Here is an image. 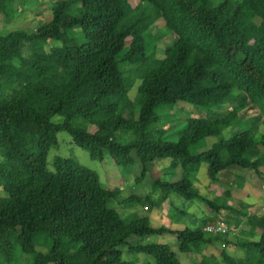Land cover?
<instances>
[{
    "label": "trees",
    "instance_id": "trees-1",
    "mask_svg": "<svg viewBox=\"0 0 264 264\" xmlns=\"http://www.w3.org/2000/svg\"><path fill=\"white\" fill-rule=\"evenodd\" d=\"M15 1L0 0L4 22L12 21ZM51 11L50 21L32 33L0 35V255L5 261L12 260L5 237L11 232L20 252L28 255L27 264H136L122 260L124 249L150 257L153 264H182L175 262L169 245L147 242L163 236L176 240L180 254L199 258L191 264H264V217L219 204L195 184L203 164L212 183L231 168L252 180V174L263 175L264 0L217 5L212 0H140L134 8L128 0H64ZM163 26L174 43L150 65L165 38ZM47 34L60 47L46 51L42 38ZM133 89L138 100L130 98ZM183 102L229 112L187 119L173 143L165 140L172 131L157 127ZM242 114L255 118L256 131L241 126V132L222 138L237 122L253 124ZM55 116L62 118L60 124L52 122ZM174 121L168 118L166 124ZM88 126L96 132L89 133ZM60 132L91 160L108 154L120 168L139 161L137 183L155 160L171 157L168 170L175 176L179 167L177 180H158V199L129 201L150 210L176 196L190 203L176 210L179 218L193 213L206 226L224 221L238 230L211 234L222 243L215 249L207 232L155 228L148 217L122 219L108 208L118 190L103 189L95 172L60 157L48 170L47 155ZM121 133L135 139L123 143L117 139ZM209 139L217 141L208 150L190 151ZM254 230L260 232L257 240H252ZM131 238L142 242L130 243ZM230 247L239 250L237 257Z\"/></svg>",
    "mask_w": 264,
    "mask_h": 264
},
{
    "label": "rangeland",
    "instance_id": "rangeland-1",
    "mask_svg": "<svg viewBox=\"0 0 264 264\" xmlns=\"http://www.w3.org/2000/svg\"><path fill=\"white\" fill-rule=\"evenodd\" d=\"M62 1L64 0H16L14 4L15 9L12 11L13 19L11 22H4L2 20V16L0 15V35H5L9 32L17 30H25L27 32L32 33L37 27L42 26L50 21L52 15V8L57 3H60ZM128 1L132 8L136 7L140 3V0ZM212 1L215 5H217L222 0ZM145 9L151 14H153V10L150 7H145ZM162 30H164L165 38H163V40L158 44L156 53L150 57V65L158 63L163 58L165 50L171 47L174 43L173 37L169 33H167L166 28L164 26L162 27ZM42 45L46 51L50 50L51 48L60 47V43L53 40V38L48 34L42 38ZM135 91L136 89H133L131 91L130 98L138 100L139 97L137 96V94H135ZM228 112L229 111L221 109L201 108L189 104L187 102H183L168 110L167 114L161 117V120L158 123L157 130L166 129L168 132L172 131L166 136L165 140L174 143L178 141L181 126L184 125L187 119L201 117L207 118L213 116H220L223 114L226 115ZM249 116H247L246 114H242L241 117L244 118L245 121L252 120L253 124L249 122L245 124L242 121L237 122L235 126L224 130L222 132L221 137L227 139L241 132L242 128L244 129V127H247L249 132L254 133L256 131V121L254 117L250 118L251 116ZM168 118H175L176 121L170 124H166ZM61 121L62 118L60 116H55L52 118V122L54 124H60ZM178 127L180 128L179 131L176 130V128ZM87 130L91 134L96 132V129L90 126L87 127ZM260 131L263 132L264 129H261ZM117 139L123 143H130L135 138L131 133H121L117 135ZM216 141V139H209L203 146L192 147L190 151L193 153H201L203 151L208 150L213 144L216 143ZM56 157L76 160L81 166L97 174L99 183L103 189L112 191L118 190V195H116V199L108 204V208L115 211L122 219L125 220H134L147 217L149 218L150 212L154 209H146L141 204L129 201V199H131L132 197H137L143 200L147 198L151 200L158 199V197L156 196H161V192L159 189H155V183L158 180L162 182L173 181V176L170 173V169L168 170L172 161L171 157L163 156L161 158H158L157 161L153 163L151 171L146 175L144 180L140 183H137V180L139 179L141 174V164L139 161H136L132 167L120 168L113 163L108 154L104 155V159L102 161L91 160L89 157V153L86 150L75 146L72 142L71 137L65 132H60L57 134V146L51 148L48 152V170H53V161ZM179 171L180 169L177 168V172ZM262 171L263 175L261 178L251 173L253 176L252 180L251 178H248L249 173H245L244 171L238 168H231L219 174L220 181L218 183H210L211 181L209 180L207 181L208 185L204 183L206 187H203L201 183L203 181H206L209 177L208 167L206 164H203L196 175V182H201L198 183V186L201 191L204 192L203 194H205L207 198L216 199L219 204L228 203L234 208L242 210L244 209L245 214L256 213L258 216L264 217V169ZM174 172L176 174V171ZM238 176H240V178ZM233 183L234 185H232ZM238 187H240L242 191L237 190ZM253 187L254 189L251 190L248 196L243 195L246 194V192L252 189ZM225 192H232V197L226 199L224 197ZM124 201H126V203H123ZM169 201L170 203L166 202L164 204V207H162L161 211H157L159 207L155 208L156 212H158L153 213L152 216L153 220H157V223H153V226L155 228H159L162 226L169 228V221H177L179 218L176 210L186 209L188 208V206H190L189 202L184 201L176 196H171L169 198ZM253 202L256 204L251 205ZM197 204L200 207L201 211L208 215L207 208L200 203ZM162 211L166 215L169 213V217L167 216V219L165 218L166 216L163 214ZM189 216L192 218L195 217L193 216V213H191V215ZM162 218L163 222L159 224L158 222H160ZM190 220L191 221H188L187 223L188 226L192 224V219ZM203 222L205 224V221ZM199 226L201 228L204 225L203 223H201ZM242 230H245V228L243 227ZM210 236L211 234L206 235L207 238H211V240L213 241L212 247L215 249L221 248V241L212 239L213 237ZM5 237L11 247L12 260L10 263H7L3 256L0 255V264H27L28 255L22 254L20 252L19 246L15 241L13 234L11 232H6ZM129 242L136 244L142 241L137 238H131ZM147 242L169 245L171 247L172 252L175 254V262H180L182 264H191L192 260H195V262H198L199 260V258L191 255L180 254L176 247V240L170 236L151 237ZM228 252L232 255H237L238 249L230 247L228 248ZM216 258L218 261L221 260L220 256H217ZM122 260L128 263L132 262L136 264H153V260L150 257L129 253L125 249L122 253Z\"/></svg>",
    "mask_w": 264,
    "mask_h": 264
},
{
    "label": "crops",
    "instance_id": "crops-1",
    "mask_svg": "<svg viewBox=\"0 0 264 264\" xmlns=\"http://www.w3.org/2000/svg\"><path fill=\"white\" fill-rule=\"evenodd\" d=\"M157 160H155L154 162H156ZM177 168H179V167H176L175 168V171H176V174H175V176H173V181H176L177 180V178H178V176H179V174H180V171L179 172H177ZM220 179V178H219ZM210 179H209V177H208V179L206 180V181H203L202 183L201 182H195V184L197 185V188L201 191V189L199 188V186H198V183H201L202 185H203V187H206L205 185H204V183L205 184H207V181H209ZM211 181V180H210ZM210 183H212V182H210ZM208 185V184H207ZM254 189V187L251 189V190H253ZM251 190H250V192H251ZM249 192V193H250ZM243 195H245L246 196V194H243ZM154 196H156V195H154ZM156 197H160V196H156ZM171 197V196H170ZM169 197V198H170ZM169 198L157 209V211L158 210H162V207H164V204L166 203V202H169L170 203V201H169ZM254 204H256V203H252L251 205H254ZM161 208V209H160ZM163 212V211H162ZM153 213H158V212H156V210H155V208L150 212V215H149V220L151 221V224H152V226H153V223H157V220H153L152 219V216H153ZM163 214L166 216L165 218L167 219V216L169 215V213L166 215L164 212H163ZM255 215H257L256 213H254ZM155 215V214H154ZM258 216V215H257ZM160 217V216H159ZM162 217V216H161ZM164 217V216H163ZM169 217V216H168ZM188 217H190V216H185V217H181V218H178V220L177 221H172V220H168L169 222H170V226H169V228H171V229H189V230H191V231H193V232H198V231H203L204 232V230L202 229V228H204V226H206L205 224H204V222L202 221V220H200V219H198V218H196V217H190V218H188ZM260 217V216H259ZM152 219V220H151ZM190 219H192V224L190 225V226H188V221H191ZM187 221V222H186ZM163 222V218H162V220L160 221V222H158L159 224H161ZM201 223H203V225L204 226H202L201 228H200V224ZM174 227V228H173ZM244 227V224H242V227L241 228H243ZM245 228V227H244ZM245 230H246V228H245ZM248 230V229H247ZM246 230V231H247ZM255 231V236H253L252 237V240H257L258 239V236H259V230H254ZM258 231V232H257ZM207 234H211V233H206V235ZM257 236V237H256ZM211 237V236H210ZM212 239H214V238H212ZM210 241H212V240H210ZM213 242V241H212ZM238 254H239V250H238V252H237V255L235 254V255H233L234 257H237L238 256ZM232 255V254H231Z\"/></svg>",
    "mask_w": 264,
    "mask_h": 264
},
{
    "label": "built area",
    "instance_id": "built-area-1",
    "mask_svg": "<svg viewBox=\"0 0 264 264\" xmlns=\"http://www.w3.org/2000/svg\"><path fill=\"white\" fill-rule=\"evenodd\" d=\"M203 230L207 233H211V234H228L230 232H235L237 229L235 226H231L228 225L226 222L224 221H220L218 222L215 226H206L203 228Z\"/></svg>",
    "mask_w": 264,
    "mask_h": 264
}]
</instances>
